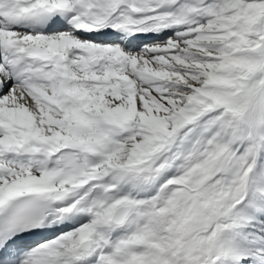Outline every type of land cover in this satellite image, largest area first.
I'll list each match as a JSON object with an SVG mask.
<instances>
[{
  "label": "snow or ice",
  "instance_id": "6c2138e0",
  "mask_svg": "<svg viewBox=\"0 0 264 264\" xmlns=\"http://www.w3.org/2000/svg\"><path fill=\"white\" fill-rule=\"evenodd\" d=\"M0 264H264V0H0Z\"/></svg>",
  "mask_w": 264,
  "mask_h": 264
}]
</instances>
